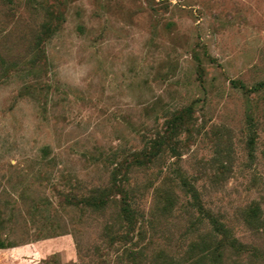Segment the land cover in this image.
I'll list each match as a JSON object with an SVG mask.
<instances>
[{
	"label": "rangeland",
	"instance_id": "rangeland-1",
	"mask_svg": "<svg viewBox=\"0 0 264 264\" xmlns=\"http://www.w3.org/2000/svg\"><path fill=\"white\" fill-rule=\"evenodd\" d=\"M0 264H264V0H0Z\"/></svg>",
	"mask_w": 264,
	"mask_h": 264
},
{
	"label": "trees",
	"instance_id": "trees-1",
	"mask_svg": "<svg viewBox=\"0 0 264 264\" xmlns=\"http://www.w3.org/2000/svg\"><path fill=\"white\" fill-rule=\"evenodd\" d=\"M184 116H180L179 117V121H182L184 118ZM158 147H160V143L156 144L153 146L152 149H159ZM150 157L149 153H138V154H134L133 155V163L136 165H144L145 164V160H147V158ZM99 202H96V204H98ZM124 214L125 217L127 218L128 222L133 223V212L131 211L130 207L125 204V209H124Z\"/></svg>",
	"mask_w": 264,
	"mask_h": 264
}]
</instances>
